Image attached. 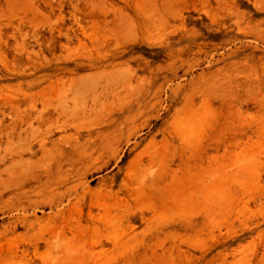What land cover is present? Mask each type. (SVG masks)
Listing matches in <instances>:
<instances>
[{"label": "rangeland", "instance_id": "rangeland-1", "mask_svg": "<svg viewBox=\"0 0 264 264\" xmlns=\"http://www.w3.org/2000/svg\"><path fill=\"white\" fill-rule=\"evenodd\" d=\"M0 264H264V0H0Z\"/></svg>", "mask_w": 264, "mask_h": 264}]
</instances>
